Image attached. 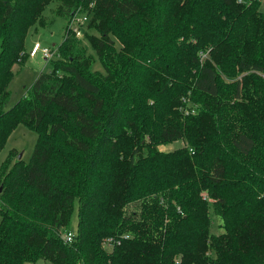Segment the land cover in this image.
<instances>
[{
  "label": "trees",
  "instance_id": "16d2710c",
  "mask_svg": "<svg viewBox=\"0 0 264 264\" xmlns=\"http://www.w3.org/2000/svg\"><path fill=\"white\" fill-rule=\"evenodd\" d=\"M55 1L67 18L93 3L97 56L65 33L8 106ZM262 2L0 0V152L19 123L37 131L28 162L0 166V264H264Z\"/></svg>",
  "mask_w": 264,
  "mask_h": 264
},
{
  "label": "rangeland",
  "instance_id": "374dc122",
  "mask_svg": "<svg viewBox=\"0 0 264 264\" xmlns=\"http://www.w3.org/2000/svg\"><path fill=\"white\" fill-rule=\"evenodd\" d=\"M264 7V0L262 2ZM59 5L58 1L52 2L50 5H48L45 8L44 12V24L43 26L41 24H34L31 28V32L29 33L26 41V50L27 54L31 46L36 41H40L43 45H55L60 44L65 33H66V24H67V16L66 15H59L57 12V7ZM86 33H96V31L91 28H88V24L86 25V28L83 32V34L78 38L80 41V46L85 47L87 54H93L95 57L97 56L91 48V45L86 37ZM203 56H207L206 53L203 54ZM57 56L51 58L54 59ZM52 67L51 60L42 56L41 52H38L35 56H29L24 64L21 66L17 63L14 65V71L16 74L12 78L10 84H9V90H10V97L8 100V106H12L15 103H17L18 99H20L22 96L28 93L30 88L32 87V83L37 78V76L41 72H47ZM94 69H98L101 71H104L102 68L101 63L97 60L94 65ZM37 141V131L32 130L28 128L25 124L19 123V125L12 131V134L7 139L4 148L0 152V166L4 163L5 159L8 156H11L16 160L18 156L20 155V158H22L25 162H28L31 158L35 143ZM187 143L182 140H177L170 142V144L162 145L161 148L166 151L174 150L179 147H184ZM10 154V155H9ZM7 160V159H6ZM7 163V161H5ZM4 163V165H5ZM75 210L74 213L71 216V226L68 225L67 228L62 229L60 232L62 235L67 232L68 228H71L73 232H75V229L78 224V205L75 203ZM0 207H4V204L0 202ZM135 208V207H133ZM212 212V209L210 210ZM213 216V224L211 226V231L215 234L223 232V226H222V219L220 216ZM1 220V215H0ZM65 230V231H63ZM106 240V239H105ZM104 240V242H105ZM106 243H109L108 240H106ZM108 247H112L114 245V241L112 244H107ZM109 251H112V249H108ZM25 264H31V263H25ZM37 264H51L49 261L45 260H38Z\"/></svg>",
  "mask_w": 264,
  "mask_h": 264
},
{
  "label": "built area",
  "instance_id": "2783aa9c",
  "mask_svg": "<svg viewBox=\"0 0 264 264\" xmlns=\"http://www.w3.org/2000/svg\"><path fill=\"white\" fill-rule=\"evenodd\" d=\"M93 3H91L88 7V9L84 6H78L74 12L67 18V26H66V33L71 32L77 37H80L88 23V21L91 18V12H92ZM38 52L42 53V56L46 58V60L49 58H53L55 56H58L56 53V49L50 45H43L40 41L34 42V44L31 46V48L28 51L29 56H35ZM27 53V51H26ZM74 232L71 230H67L62 236L64 237L65 241H71L73 239ZM106 240L109 241V243H106ZM104 242V246L108 249H112V247H108L107 244H112L114 241L113 238H107Z\"/></svg>",
  "mask_w": 264,
  "mask_h": 264
},
{
  "label": "water",
  "instance_id": "95a60500",
  "mask_svg": "<svg viewBox=\"0 0 264 264\" xmlns=\"http://www.w3.org/2000/svg\"><path fill=\"white\" fill-rule=\"evenodd\" d=\"M18 159H20V155L18 156Z\"/></svg>",
  "mask_w": 264,
  "mask_h": 264
},
{
  "label": "crops",
  "instance_id": "0c3cea01",
  "mask_svg": "<svg viewBox=\"0 0 264 264\" xmlns=\"http://www.w3.org/2000/svg\"><path fill=\"white\" fill-rule=\"evenodd\" d=\"M54 45H55V43H54Z\"/></svg>",
  "mask_w": 264,
  "mask_h": 264
}]
</instances>
